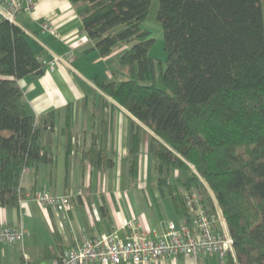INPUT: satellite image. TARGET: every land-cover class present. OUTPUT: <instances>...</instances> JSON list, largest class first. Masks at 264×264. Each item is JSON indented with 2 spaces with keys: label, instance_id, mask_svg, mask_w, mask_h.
Returning <instances> with one entry per match:
<instances>
[{
  "label": "trees",
  "instance_id": "1",
  "mask_svg": "<svg viewBox=\"0 0 264 264\" xmlns=\"http://www.w3.org/2000/svg\"><path fill=\"white\" fill-rule=\"evenodd\" d=\"M86 4L82 22L93 50L110 57L131 45L120 66L129 79L100 77L94 85L112 115L129 120L127 180L139 183L140 156L148 140L157 188L174 205L178 220L189 215L187 195L217 206L234 240L226 264H264V0H157L167 67L157 74L150 55L153 34L143 27L153 0H71ZM45 73L24 29L0 22V203L18 207L24 171L53 161L55 115L38 118L19 81ZM67 116L72 139L73 112ZM113 153L93 145L83 158L96 171L113 169ZM52 247L46 259L59 258Z\"/></svg>",
  "mask_w": 264,
  "mask_h": 264
},
{
  "label": "crops",
  "instance_id": "2",
  "mask_svg": "<svg viewBox=\"0 0 264 264\" xmlns=\"http://www.w3.org/2000/svg\"><path fill=\"white\" fill-rule=\"evenodd\" d=\"M86 8V4L71 0H36L35 7L20 19L19 25L40 60L56 62L54 71L44 65L43 76L19 81L24 102L32 114L38 118L55 115L53 130L44 134L45 141L53 140L54 158L50 163L35 164L24 171L18 207L0 203V226L22 227L27 233L22 243L0 245V264H21L25 256L30 264H50L56 258L46 259L47 247L60 254L82 245L85 239L100 238L113 231L124 238L130 231L122 230L123 223L133 219L137 222L135 229L145 231L151 239L160 236L168 222L178 221L170 199L163 198L156 185L148 184L154 165L145 144L140 156L139 183L132 185L127 180L131 116L117 109L114 119H110L112 111L104 105V98L112 101L98 90L93 80L96 77L104 80L99 65L120 64L131 45H119L110 57L102 58L93 50L94 43L83 27ZM46 22L55 33L43 29ZM69 106L73 109L72 139L67 136ZM93 145L113 153V169L96 171L83 158V151ZM41 189L55 195L80 194L74 197L69 211L59 212L33 199ZM149 264H226V261L217 255H178Z\"/></svg>",
  "mask_w": 264,
  "mask_h": 264
},
{
  "label": "built area",
  "instance_id": "3",
  "mask_svg": "<svg viewBox=\"0 0 264 264\" xmlns=\"http://www.w3.org/2000/svg\"><path fill=\"white\" fill-rule=\"evenodd\" d=\"M35 1L0 0V22L19 25L22 15L35 7ZM43 29L55 33L47 22L43 24ZM55 64L43 62L50 71L55 70ZM79 194L55 195L41 189L33 199L43 207L66 212L72 208L73 199ZM186 202L189 215L182 220L168 222L165 231L155 239H151L145 231L136 230L137 222L133 219L123 223L122 230L130 231L124 238L118 231H113L100 238L85 239L82 245L64 251L50 264H149L178 255H217L222 261L230 256L235 258L234 240L219 207L210 213L195 190L187 195ZM26 235L22 227L0 226V245L22 243ZM21 264H30L26 256Z\"/></svg>",
  "mask_w": 264,
  "mask_h": 264
},
{
  "label": "rangeland",
  "instance_id": "4",
  "mask_svg": "<svg viewBox=\"0 0 264 264\" xmlns=\"http://www.w3.org/2000/svg\"><path fill=\"white\" fill-rule=\"evenodd\" d=\"M158 1L153 0L151 9L149 11L148 19L145 21L143 27L147 30H149L153 35V38L155 39V44L154 47L152 48L150 55L158 60V65H157V74H159L160 70H165L167 67V53L165 51V40H164V35H163V29L162 25L160 22L157 20V12H158ZM123 44H121L122 46ZM102 67L99 69L101 74L104 76V80L106 82H110L113 80V72L118 73L119 79L120 80H128L129 76L126 72L125 69H123L119 63H114L110 65L109 67H106L104 65H99ZM109 73V74H108ZM61 136H63L61 134ZM148 147V140L145 141L144 143ZM154 165V160L151 159ZM151 175H150V180H149V185L153 186L157 184V176L154 170V167L151 168ZM124 182V181H123ZM216 207L217 202L215 200Z\"/></svg>",
  "mask_w": 264,
  "mask_h": 264
}]
</instances>
